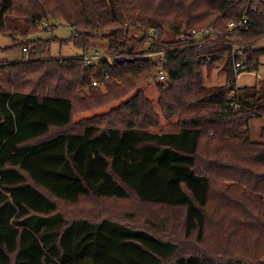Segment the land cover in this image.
<instances>
[{
	"label": "trees",
	"instance_id": "obj_1",
	"mask_svg": "<svg viewBox=\"0 0 264 264\" xmlns=\"http://www.w3.org/2000/svg\"><path fill=\"white\" fill-rule=\"evenodd\" d=\"M50 21L83 55L47 56ZM0 34L33 58L0 63V264H264V80L236 68L258 72L264 0H0Z\"/></svg>",
	"mask_w": 264,
	"mask_h": 264
},
{
	"label": "rangeland",
	"instance_id": "obj_2",
	"mask_svg": "<svg viewBox=\"0 0 264 264\" xmlns=\"http://www.w3.org/2000/svg\"><path fill=\"white\" fill-rule=\"evenodd\" d=\"M47 25H41V28L39 29V32L32 37L31 39H36L38 37L43 39H49V38H55L56 41L52 43V50L50 54H47V56L52 57H63V58H71V57H79L83 55L82 51L72 45V42H68V44H63L62 42L65 40H69L74 35V30L68 26L67 24H55L53 21L48 22ZM23 42V44H22ZM30 39H22L17 38L15 40L13 37L0 34V63H15V62H21L25 59V53L22 50V46H24L26 43L29 44ZM21 44V45H20ZM263 47H264V43ZM108 44L105 40L96 39L93 40L91 48L87 51L85 54L86 58H89V60H92L95 58V55H101L103 52H107ZM92 58V59H91ZM225 60H222L220 62H217L213 65L212 71L204 70V82L207 86H221L227 84V75L223 74L221 72L222 67L224 66ZM258 75V76H257ZM258 80H264V57L260 60V66L258 68V72L251 73V72H245L240 74V76L237 79V84L240 86H254ZM104 91L105 88L101 86ZM146 93L148 97L152 101H157L158 97V91L156 82H151L150 86L147 87ZM113 106L107 105L105 107L93 110L92 112H86L82 113L76 116L77 120L90 117L95 115V113H103L108 112ZM166 124L164 120L161 121V125ZM153 129L156 132H159L160 128ZM262 127H264V120H254V122L251 124V134L252 138L259 139V136L261 134ZM264 260V257H263Z\"/></svg>",
	"mask_w": 264,
	"mask_h": 264
},
{
	"label": "built area",
	"instance_id": "obj_3",
	"mask_svg": "<svg viewBox=\"0 0 264 264\" xmlns=\"http://www.w3.org/2000/svg\"><path fill=\"white\" fill-rule=\"evenodd\" d=\"M247 17L244 16L243 18H241V20L239 22H233L229 25V29H230V32H232L233 30L237 29V28H240L241 26H243L246 22H247ZM47 25V24H46ZM48 26V25H47ZM155 33L157 32H153V33H150L151 35H155ZM193 33L197 34V31H193ZM214 34H217L219 37H223V34L217 32V33H214L213 30H205L203 32H201V35L198 36L200 38L202 37H211V36H214ZM182 39H184V37H182ZM23 52L25 53V61H31L33 60V58L31 57V53L27 47V43L23 46L22 48ZM237 52V55H239L240 57L243 58V60L239 63L236 64V68L238 70H241V71H244V72H250L249 70H247V67L245 66V63H244V59H246V55L245 53L243 52V50H236ZM98 57H95V58H91L92 60H89V58H86L85 59L87 60V64L89 65H95L96 64V60H97ZM148 58L150 59H153L157 64H160V65H163L165 64L166 62V57H165V54L164 52L160 53V54H156V55H148ZM110 59V62L112 63L111 61V58ZM251 67H253V65H250ZM252 73V72H251ZM158 79L160 82H166L167 80V75L161 70V72L159 73L158 75ZM100 82L98 80H95L93 82V85H99Z\"/></svg>",
	"mask_w": 264,
	"mask_h": 264
}]
</instances>
